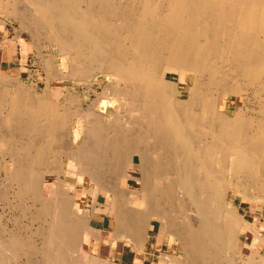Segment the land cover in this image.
<instances>
[{
    "label": "bare ground",
    "instance_id": "1",
    "mask_svg": "<svg viewBox=\"0 0 264 264\" xmlns=\"http://www.w3.org/2000/svg\"><path fill=\"white\" fill-rule=\"evenodd\" d=\"M24 1L34 7L39 15L37 17L48 22L51 33H55V40L67 46L66 49L75 51L77 55L76 48L81 47L88 52L87 57L91 61L87 63L132 82L136 89H132V97L127 101L137 104L131 113L137 114L136 121L140 130L144 135H149L148 137L164 135L162 131L165 130V134L171 135L172 139V145H168L171 148L174 146L173 150H169L167 145V154L177 157L179 162L175 170L172 171L168 167L170 170L163 172V176H171V182L175 184L167 182L166 185L159 186L149 181L150 170L156 166L146 169L143 154L133 152L128 163L136 161L143 163L142 184H139L142 186H138L140 187L138 192L146 204L126 209L120 208L121 204L118 205L120 195L113 191L115 187L109 190V187L105 186V178H101L98 173L106 168L116 172L124 170L122 163L121 166L118 164L119 161L123 162L119 157L122 158L124 152L129 151V143L116 130L106 128L103 120L105 116L102 113L93 111L91 113L94 116L93 120L86 124V127L80 124L75 139L71 127L68 126L71 135L65 144L60 136H55V129L59 130L63 124L59 119L56 128L37 122L36 140L33 137L23 145L24 159H20V153L14 148V137L10 135L13 177L23 181L26 188H32L34 184L40 182L44 184L46 190L41 189L39 194H51L46 195L52 198V201L42 199L40 207V211L51 212L54 215L55 222L53 221L50 228L52 238L49 242L52 243L55 237L67 239L71 244L81 239L83 243L90 244L98 243L100 240L102 244L104 243L105 254L92 255L96 262L110 259L118 264H128L130 258L135 256L138 263L134 264H152L144 260L145 254L139 247L143 240L141 237L143 234L139 232L141 223H144L143 214L151 210L156 212L157 209L164 210L158 206L159 201L157 205L154 204L157 198L155 195L162 192L163 200L171 201L175 192L174 186L176 189H182L190 198L193 196V204L196 206L200 221H195L193 216L188 218L185 206L188 203L181 202L183 203L181 211L188 215L186 223L181 226L177 224L178 228H172L173 220L168 221L166 217L156 214L160 219L157 229L162 234L171 231L177 235L181 244L185 243L182 244L185 254H189L184 262L196 264L209 253L218 250L224 252L230 243L237 241L243 234V227L251 231L252 228L245 218L241 217L240 207L235 206L234 201L240 196L241 202L248 203L247 207L251 206L252 201L264 203V0H140V15L133 16L137 23L129 22L125 29L113 23L115 21L121 23V20L117 17L112 0ZM89 71L92 70L85 71V75ZM203 76H207V79L200 84L198 79ZM220 84L222 89L218 88ZM248 92L260 96L258 99H261L262 103L258 104L261 105L259 113L263 116L249 114L248 110L243 108L249 98L246 97ZM238 96L243 97L241 107L237 105ZM230 105L236 108L232 113L228 109ZM201 110L204 118L200 122L195 114ZM66 113L68 116L72 115L68 109ZM82 114L76 113L75 116L81 117ZM73 118L72 115L71 122ZM81 134L86 135V138L75 148V140ZM110 135L115 137L111 138ZM188 135L189 137L196 135L198 139H195L200 143L194 144L189 141ZM44 138L50 139L49 145L44 144ZM66 158L76 161L80 175L86 181L92 182L96 191L105 192L109 206L115 198L114 212L111 214L115 219V230L131 234L128 241L119 238L120 243L117 239L118 231L114 233L117 241L107 240L108 237H104L103 234L106 232L96 227L95 234L91 235L90 229L93 226L90 220L74 211L75 196L63 191L59 184ZM111 159L114 161L110 162ZM124 160L126 161V158ZM154 160L160 161L158 157ZM166 161L168 162L165 159L158 165L162 163L163 166ZM102 164L103 170L99 168ZM197 171L200 173L203 171L205 177L195 174ZM242 175L250 177L249 185L242 182L240 179ZM121 179L124 183L123 178ZM34 191L36 194V189ZM230 198L233 201H230ZM122 203L124 204L123 201ZM127 210L132 211L133 219L137 218L136 223L128 220L129 215H124ZM175 218L176 215L173 219ZM213 220L216 224H212ZM147 233L149 234V231ZM258 236V241H250L251 244H248L249 250L245 249L243 252L241 249V255L238 253L240 264H258L261 249L262 254L264 252V236L263 234ZM245 237L249 239L250 235ZM25 242L30 246L29 239L16 240L17 244ZM79 246L80 248L75 250L72 246L70 250L74 252L71 253L75 258L73 263H93L86 249L81 250L82 247ZM24 251L27 252L28 248H24ZM53 252L55 253V250ZM57 255L61 261L66 259L65 254ZM218 256L220 258L219 254ZM232 256H229L227 264L238 263V259ZM51 257L55 260V254ZM171 261H174V264H181L169 257L164 259L161 257L159 263L172 264Z\"/></svg>",
    "mask_w": 264,
    "mask_h": 264
},
{
    "label": "rangeland",
    "instance_id": "2",
    "mask_svg": "<svg viewBox=\"0 0 264 264\" xmlns=\"http://www.w3.org/2000/svg\"><path fill=\"white\" fill-rule=\"evenodd\" d=\"M112 2L116 7L117 17L121 20V23H118L117 21H115L116 23L113 22L116 26L125 29L126 26H128L127 24L137 23L133 20V16L140 15V0H112ZM37 16L39 15L36 10H34V7L27 4L24 0H0V264H72L75 258L72 257L74 252H70V250H72V246L74 247V250L80 248L79 245L82 247L81 250L84 248L86 249L91 260L94 258L92 255L97 254L101 256L105 252L104 243L102 244V241L100 240H98V243L90 244V242L83 243L81 239L78 240L79 242L76 241L71 244V242L68 243L67 239H58V237H55V240L53 241L54 243L49 242L52 238L50 228L55 222L54 215L51 212L45 213L44 211H40V207L42 199L43 201H52V198H48L46 195L49 193L39 194L40 191H42L41 189H43V191L46 190L44 184L37 182V184H34V187H32L33 189L31 187L26 188L23 186V181L13 177V163L10 161V151L12 149L10 148V135L14 137V148L20 153V159H24L25 149H23V145L27 140H32L33 137L36 140L37 127H35V125L37 122H42L45 126H55L56 128L57 120L59 119L63 124L59 130L55 129V136H60L65 144L68 136L71 135L67 129L68 126L71 127V133L73 139H75L76 133L81 126L80 124L86 127V124L93 120L94 116L91 114L93 111L99 114L102 113L103 116H105L103 120L106 123V128L116 130L118 134L122 135L129 143V151H125L123 154L124 156H121L122 158L119 157L120 160L123 159L122 161L124 163L119 161L120 163L118 164L121 166L122 163V168L124 170L120 169V171L116 172L111 171L110 168H106L104 171L98 173L101 178H105L104 183L106 182L105 186L107 185L109 190H111L113 186L115 187L113 191L120 195V197L117 195L118 205L121 204L120 208L122 207L126 209L128 207L132 209L136 205L144 206L146 204L142 195L138 192V188L142 186L139 184H142L141 177L143 163H146L144 165L146 169L147 167L150 168V166H156L154 169L150 170L151 175L149 176V181L152 184L157 183L159 186L166 185L167 182L173 183V185L175 184L174 182H171L172 177L163 176V172L168 171V167H170L172 171L175 170V167L179 163L177 157L167 154L166 148L168 149V146L172 145L171 135L165 134V130H163L162 132L164 135H152L151 137H148L149 135H144L140 130L136 121L137 114L134 112L131 113V111L135 110L137 104H134L132 101H127L132 97V89H136L132 82L125 81L120 76L118 77L113 73H107L105 72L106 70L96 68L97 66H92L90 63H87V61L90 62L91 60L87 57L88 52L83 48H76L78 49L77 55L75 51L66 49L68 48L67 46H64L55 40V33H51L48 22ZM81 51L83 52L79 53ZM61 52H67L68 54L64 55L61 54ZM90 69L92 71H89V73L85 75V71ZM94 75L96 76L94 77ZM87 77H90V80L87 79ZM206 79L207 76H203L201 78L199 77L198 80L200 84H202ZM218 86L219 89H222L221 84ZM258 96L248 92V96L246 97L249 98L246 100V104L243 105V108L248 110L247 112H249V114L255 116L260 115L259 109L261 108V105L258 106V104L262 103V100L258 99ZM48 102H50L49 105ZM242 103L243 97L238 96L237 105L241 107ZM67 109L74 116L72 122L70 121L72 115H67ZM228 109L230 113H232L236 108L230 105ZM196 112L198 113H196L195 116H197V119L201 122L204 118L203 110ZM76 113H84L85 115L82 114L81 117L75 116ZM261 116L263 115H260V117ZM81 120L84 121L81 122ZM35 133L36 135H34ZM110 136L111 138L115 137L114 135ZM85 138L86 135L81 134V136L75 140L74 147L76 148L77 144L81 143ZM195 138L198 139L196 135H190V137L188 135L189 141L194 144L200 143L199 140L197 142ZM154 139H157L158 141H154ZM43 141L46 145H49L48 143H50L49 138H44ZM155 143L157 145H155ZM170 146L169 150H173L174 146H172V148ZM161 151L164 152H162L164 154L163 156L162 153H160ZM133 152H141L143 154V163L138 161L135 163H128V159L132 156ZM147 154L150 156L152 155L153 157H149ZM53 155L54 153H52V156ZM144 155L148 157H145ZM156 157L159 158V162L164 161L165 159L168 160V162L166 161L163 166L161 165L162 163H160L159 166V162H155L154 160ZM125 158L126 161L124 160ZM113 161L114 160L111 159L110 162ZM76 164V161L71 158L64 159V169L61 172V178L59 181L60 187H62L63 191H67L70 195L75 196L74 211L78 215L90 220V223L93 226L91 229L89 228L91 235H94V231L98 228L101 231L106 232V234H103L104 237H108L107 240L115 239L117 241L118 239L120 242L121 239L125 238L128 241L131 238V234H127V231H122V233L120 230H115V219L111 216L114 212L115 198H113V202L111 203V206H109L107 204L108 199L105 192L96 191V189H94L95 185L92 182L86 181L85 178L80 175L79 167ZM99 168L103 170L104 165L102 164ZM199 171L201 172V170ZM199 171L195 174L205 177L203 171L202 173ZM119 175L123 178L124 183L121 181L122 179ZM240 179L244 184H250L251 179L247 175H242ZM108 183H110L111 186ZM35 189L36 194L34 191ZM116 189L118 191H115ZM174 189L175 192L173 193L172 199L170 198L171 201L163 200L161 197L162 192L155 195L157 198H155L156 202L154 201V204L157 205V201H159L158 206L163 207L164 210L157 209L158 212L151 210L146 211L143 214L142 221L144 223H141L139 231L140 234H143L141 235L143 240L139 244V247L141 252H144V260L146 261H150L149 258L151 257V255L145 252L148 251L147 246L149 241L154 247H157L155 254H159L160 258L157 257L158 261L161 257L162 259H164V257H169L173 260L175 259V261H179L181 264H189V262H184L187 254H189H185V248L183 246L185 243H182V245L180 239L177 238V235L175 236L171 231L162 234L158 232L157 229L160 219L156 217V214L166 217L168 221L173 220V224L171 225L172 228H176L177 224H180L181 226L186 223L188 215V218H192L193 216L195 221H200L198 220L199 216L196 211V206L193 204V196L190 198V196L183 193L182 189H176L175 186ZM251 189L253 188L251 187ZM113 191L111 192L114 193ZM158 197L160 200H158ZM198 198L200 200V196H198ZM163 201H165L164 204ZM230 201H233V199L230 198ZM181 202L184 204L185 202L186 204L188 203V205H185L188 215L181 211L180 207L183 204H181ZM143 203L145 204L141 205ZM245 203L246 202L244 201L241 202L240 196H237L234 201L235 206L240 207L239 212L241 217L245 218L253 230L251 229V231H248V229L243 227V234L238 237L239 239L237 241L234 240V242L230 243L228 249L224 250V252L218 250L219 252L216 251L214 253H209L203 259L196 262V264H227L229 256L232 255V257H235L237 260V257H240L239 255H241V249L244 252L245 249H248V244H251L250 241H258V234H263L264 236V203L252 201L250 207H247L248 203ZM131 212L132 211L127 210L124 215H129L128 218L130 219L128 220H132L133 223L135 221L136 223L137 218L133 219L134 214H131ZM174 213H176L175 219H173L175 216ZM212 224H216V222L213 220ZM154 226L156 227L155 229ZM116 231L119 232L118 238L114 235ZM148 231L149 234L147 233ZM248 235H250L249 239L245 237ZM26 239H29L30 246H28L26 242L16 243V240L22 241ZM142 243L143 245H141ZM50 244H54V246ZM216 246H218V243ZM24 248H28V251L25 252ZM8 250L10 251L9 253ZM53 250H55V253ZM59 253L66 255L64 261H61L58 257L57 254ZM226 253L228 255H226ZM52 254H55V260L51 257ZM218 254L220 255V258ZM131 255L132 253L130 254V257ZM263 255L264 252L262 254L261 249V253L258 255L259 259L258 256L256 258L258 259V264L260 261L264 264ZM135 258V256L131 257L128 264L138 263L137 258ZM94 262H89V264H94ZM171 263L174 264L175 262L171 261ZM238 263L240 264L239 259ZM95 264L118 263L112 262V260L109 259L104 262L97 261Z\"/></svg>",
    "mask_w": 264,
    "mask_h": 264
},
{
    "label": "crops",
    "instance_id": "3",
    "mask_svg": "<svg viewBox=\"0 0 264 264\" xmlns=\"http://www.w3.org/2000/svg\"><path fill=\"white\" fill-rule=\"evenodd\" d=\"M148 248V251H145V252H147L149 255H151V257L149 258L150 259V262L152 263V264H163V263H159V261H158V258L157 257H159V254H155L156 253V251H157V247H154L153 246V244L152 243H150L149 241H148V246H147Z\"/></svg>",
    "mask_w": 264,
    "mask_h": 264
}]
</instances>
